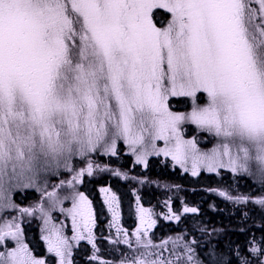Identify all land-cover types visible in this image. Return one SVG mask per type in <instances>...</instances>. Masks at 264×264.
<instances>
[{
    "label": "snow or ice",
    "instance_id": "obj_1",
    "mask_svg": "<svg viewBox=\"0 0 264 264\" xmlns=\"http://www.w3.org/2000/svg\"><path fill=\"white\" fill-rule=\"evenodd\" d=\"M158 9L169 16L163 26L154 20ZM170 97L191 98V111H172ZM200 97L203 103L196 102ZM186 122L217 138V145L202 152L195 139H184ZM118 139L134 153L163 140L166 147L155 154L182 167L191 160L193 176L201 166L209 172L227 167L264 181V0H0V211L33 214L37 208L12 201L14 190L36 188L74 156L101 147L115 155ZM149 154L141 152L137 162L146 165ZM68 170L70 180L52 191L45 185L48 210L43 202L38 210L47 224L48 211L71 199L70 209L61 208L72 218L71 239L94 245L92 202L75 191L93 164ZM65 185L73 191L61 195L57 189ZM100 191L115 222L118 197ZM255 203L264 205V197ZM139 213L135 246L143 251L121 264H180L174 249V259L151 251L167 241L154 244L148 230L155 220L143 207ZM15 219L0 226V264H47L23 243ZM43 239L58 264H72V245L59 229ZM122 242L133 248L127 232ZM250 251L264 257V247ZM187 259L192 264V255ZM241 264L251 261L244 256Z\"/></svg>",
    "mask_w": 264,
    "mask_h": 264
},
{
    "label": "trees",
    "instance_id": "obj_2",
    "mask_svg": "<svg viewBox=\"0 0 264 264\" xmlns=\"http://www.w3.org/2000/svg\"><path fill=\"white\" fill-rule=\"evenodd\" d=\"M107 162L108 168L114 169L113 160L108 158ZM128 162L129 159L125 157L124 165L127 167L124 170L126 173H129L130 170V173H134L133 180L135 182L122 183L115 177L110 180V186L118 189L121 197L123 223L132 219V211L125 199L131 196L128 189L138 190L146 204L156 206L161 203L162 199H171L173 205L181 199L180 204L184 202L186 206L196 208L197 212L184 215L177 222H164L162 219H158L151 231L153 237L169 234L176 236L202 235L203 238L196 239L195 243H190L197 257L199 256L202 260L199 261L200 264H241V257L244 256L248 257L251 264H260L261 261H264V257L250 251L253 246L264 247V205H251V202L248 201L230 200L226 196L221 197L222 195H220L221 192H226L232 197H241L244 194L256 200L259 196H264V184L254 183L241 176L234 177L226 172L201 173L191 177L181 174L177 168L171 169L168 161L158 157L150 158L145 167L134 166V172L129 168ZM105 179L100 178L96 182L94 181V185H92L93 181H90L88 186L91 187L89 193L96 209L95 216L98 222H104L107 219V214L95 193V183L105 185ZM98 209L103 210L98 211ZM173 211L178 214L180 209L175 206ZM97 228L99 229L100 226ZM97 232L100 231L96 230L95 233ZM101 244L98 245L101 253L95 251L99 253L100 257L98 253H95V258L88 255V251L93 249L92 247L83 245V247L76 248L71 258L72 264H114L116 260L112 249L109 250L108 246H101ZM78 252H80L79 255ZM237 253L240 255L238 256Z\"/></svg>",
    "mask_w": 264,
    "mask_h": 264
},
{
    "label": "rangeland",
    "instance_id": "obj_3",
    "mask_svg": "<svg viewBox=\"0 0 264 264\" xmlns=\"http://www.w3.org/2000/svg\"><path fill=\"white\" fill-rule=\"evenodd\" d=\"M253 6L255 7L257 5H253ZM171 100L173 102H171ZM204 100H205L204 97H200L196 102L203 103ZM192 106H193V101L189 97L169 98V107L174 112L187 113L191 111ZM181 134L183 138L186 140L195 139L197 141V147L202 152L210 151L218 143L217 138H215L206 131H202L198 129L196 125L187 122L181 126ZM154 143H155V149H153L151 145H146L145 147L137 146V152L134 153L132 149L129 147V145H127L123 141V139H118L116 142L115 155L111 154L110 152H106L105 149L101 147L98 148L96 152L88 154L87 157H80V156L72 157L68 161L67 168L62 164L61 167L57 170V172H55L54 174L47 175L45 177L44 182H38L36 188L14 190L11 194V198L12 201L19 206V208H26V207L37 208V210L31 215L23 214L16 208L5 209L3 211H0V226H2L5 223V221L11 222L13 220V217H15L16 218L15 222L18 223L22 229L21 239L23 243L28 245L33 255L37 256L38 258L45 259L47 264H58V260H59V258L56 257L54 253L48 252L47 243L43 239V237L48 234L49 229L53 227L59 229L62 235L69 238V242L72 245L70 259L72 258L74 250L76 248L83 247V245H88L93 248L90 251H88V255L90 254L94 258V256L96 255L95 253L98 252L101 253L100 248H98L99 243H102L101 246L103 245L108 246L109 250L112 249L113 255L116 260L114 264H121V261L123 259L130 258L133 255H139V253L143 251V249H139V250L136 249L135 235H134L135 230L138 227H141L139 208L143 207L144 209H147L151 213V218L155 220V224L156 222H158V219H162L164 222H177L178 220H180L181 217H183L184 215L192 214V212L183 211L184 207H189V206H186L184 202L180 204L181 199H179V201L175 205H173L174 203L171 199L169 200L162 199L161 203L158 204L157 206L154 204H146L145 200H143V198L138 193V190L131 189V197L130 198L127 197L125 199L128 203V207L134 209L132 212V219L126 223H123V221L120 220L119 218L121 217V214H120V209L118 208V218L115 222H113L112 213L108 210V206L104 202L105 194L102 193L100 190L102 188H108L111 189V192L115 193L116 196L119 197V195H118V189L114 187L113 188L110 187V180L114 178L111 173H113L115 169L112 168V170H110L108 166L105 164L104 160L107 157H113V156L121 157V155H125V156H130L131 160L136 165L142 167L144 163L137 162V155L140 154L141 152L147 151L151 153L149 155H146L145 158L147 161H149V159L152 157H158L168 161L170 163L169 167L171 169L177 168L182 173H186L189 174L190 176H193L191 171V166H192L191 160H189L187 164L184 167H182L180 164H177L172 159L171 156H165L163 153H160L159 155L155 154L156 150L166 147L165 142L163 140H156ZM168 146L170 147L171 145ZM89 162H92V164H94L93 174L91 176H88L86 174L83 178V181L81 183L76 184L75 191L83 192L92 202V199L90 197L91 194L89 193L88 191L89 189L87 188V186L90 185L88 184L87 179H89L91 182L93 181L94 184V181L96 182L100 178H106L105 185H98L97 183H95L97 187L95 193L98 195L99 199L101 200L103 204L102 207L103 209L105 205L107 219H105L104 222L102 221L98 222V219L95 216V226L92 229L93 237H94V245L93 243H89L87 239L84 240L71 239L75 235L73 231L72 218L67 211H61V208L67 210L72 207L71 199L64 200L61 204H58L55 207V209L48 211V216L50 217V219L48 220L47 224L45 223L44 215L38 210V205L42 202L44 203L45 209L48 210L47 199L43 197V189L45 185H47V191H52L53 185L59 184L61 180L67 181L72 178L74 172L69 171L68 170L69 168L79 170L83 168L85 165H87ZM219 172H226L234 177H238V176L245 177L250 179L254 183L264 184V181H261V179L258 176L249 175L247 173H233L227 167L219 168L215 172H209L207 171L206 167L201 166L197 175L201 173L218 174ZM115 178L121 180L119 177H115ZM140 184L145 185L144 183H140ZM37 188H39L40 190H37ZM57 191L60 192L61 195H64L72 192L73 189H70L65 185L63 188L57 189ZM241 197H248V196L242 194ZM261 197L264 196H259V198ZM254 201L255 199L253 197H251V199L248 200V202H251V205L262 206L261 204L258 203L255 204ZM175 206L180 209V212L178 214L174 213L173 211V207ZM157 208H161V209L158 210ZM93 209L96 214V209L95 208ZM101 210L98 209V211ZM173 214L178 215L179 219L178 220L175 218L169 219V217L173 216ZM98 226H100L99 229L97 228ZM118 229L120 230L119 232L117 231ZM151 229L148 230V236L151 238L154 244L160 245L161 242L167 241V244L163 249L155 248V249H151V251L153 252L162 251L163 256L168 259H174V255L180 256L181 258L180 264H189V261L187 259L188 255H192L193 257L192 264H198V262L201 260L199 256L197 257V254L194 251V248L190 245V243H195L196 239L203 238L202 235L199 234L196 236H192L191 234H186V235L176 236L173 234H169V235L153 237L151 234ZM96 230L100 231L97 232L99 234L95 233ZM124 232L128 233V238L131 239L133 243L132 249H130L127 245H125L122 242L124 239ZM5 243L8 247L15 246V241H12L10 238H6ZM185 244H187L188 247L192 248L193 250L192 253H188L186 251ZM173 249H174V255H172ZM79 253L80 252H78V255ZM100 260L102 261V257L100 258Z\"/></svg>",
    "mask_w": 264,
    "mask_h": 264
},
{
    "label": "flooded vegetation",
    "instance_id": "obj_4",
    "mask_svg": "<svg viewBox=\"0 0 264 264\" xmlns=\"http://www.w3.org/2000/svg\"><path fill=\"white\" fill-rule=\"evenodd\" d=\"M159 15H160V17L162 18V19H166L167 17L166 16H164L165 14H163V12L162 13H159ZM155 19V18H154Z\"/></svg>",
    "mask_w": 264,
    "mask_h": 264
}]
</instances>
